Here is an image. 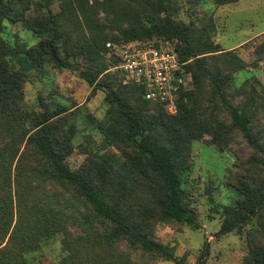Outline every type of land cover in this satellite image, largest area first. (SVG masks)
<instances>
[{
  "label": "trees",
  "instance_id": "trees-1",
  "mask_svg": "<svg viewBox=\"0 0 264 264\" xmlns=\"http://www.w3.org/2000/svg\"><path fill=\"white\" fill-rule=\"evenodd\" d=\"M47 1L0 0V264H30L27 254L57 234L68 251L53 264H122L121 258L114 262L115 252L129 257L141 250L183 264L185 256L159 240L154 228L161 221L193 222L182 202L181 172L190 166L191 139L204 133L221 150L239 136L251 148L227 171L236 195L217 235L264 217V121L257 118L264 115V91L252 86L234 100L231 70L247 65L235 49L223 50L205 27L175 18L176 0H61L57 10ZM5 20L23 22L40 38L9 42ZM148 38L173 40L191 73L173 113L146 99L141 84L124 81L119 67L120 77L110 69L119 56L107 41ZM255 52L264 58V40ZM47 63L78 70L91 94L105 89L108 117L97 127L117 151L91 150L70 167L72 138L84 128L68 103L39 95L41 110L22 105L25 82ZM76 204L84 207L82 218L72 209ZM71 224L83 226L85 250ZM262 227L247 231L241 264H264Z\"/></svg>",
  "mask_w": 264,
  "mask_h": 264
},
{
  "label": "rangeland",
  "instance_id": "rangeland-1",
  "mask_svg": "<svg viewBox=\"0 0 264 264\" xmlns=\"http://www.w3.org/2000/svg\"><path fill=\"white\" fill-rule=\"evenodd\" d=\"M60 1L47 2L53 10H57ZM176 1L178 8L174 13L175 18L188 24L193 22L200 28L205 27L219 47L223 50L235 49L247 62L244 68L231 70L229 90L234 95V100L248 93L252 86L264 91V58L258 59L255 52V46L264 40V0H233L220 4L215 0ZM4 22L3 35L11 43L20 38L31 44L40 38L37 32L26 28L21 21ZM79 56L75 54L73 57ZM117 73L119 74L118 70ZM90 88L80 77L78 70L58 68L48 63L43 71H35L23 88L22 105L25 109L41 110L38 106L41 95L46 102H50L52 98L65 101L73 110L81 128H84L75 133L72 138L73 150L66 158L73 169L83 162L91 150L102 152L111 148L117 151L115 146L105 145L104 135L97 127L99 121L108 117L109 103L105 99V89L100 88L91 94ZM257 118L264 121V115L259 114ZM204 138H210V135L204 133ZM204 138L191 139L190 166L181 172L182 202L193 215V222L161 221L155 225L154 234L159 240L172 246L177 256H185L183 264H199L202 253V264H241L248 249L247 231L250 228L261 230L264 217L253 216L239 228L224 234L217 235V231L225 215V207L231 206L236 195L234 188L226 183L227 171L235 167V160L249 154L251 148L241 136L225 150ZM13 168L14 164L12 171ZM6 189L10 190L8 184ZM7 204H11L9 196ZM13 204L15 205V198ZM83 208L82 204H76L72 208L78 218H82L79 210ZM262 213L264 214V210ZM2 216H5L4 213H0V219ZM69 228L72 237H78L80 246L85 250L84 245L87 246L89 242L83 239V226L71 224ZM8 237L9 233L4 243ZM10 243L9 248L12 247V242ZM67 251V248H63L61 235L57 234L43 239L39 247L30 251L27 257L30 264H53ZM114 254V262L117 257L121 258L122 264H176L172 259L156 258L142 250L133 252L129 257H120L117 252Z\"/></svg>",
  "mask_w": 264,
  "mask_h": 264
},
{
  "label": "built area",
  "instance_id": "built-area-1",
  "mask_svg": "<svg viewBox=\"0 0 264 264\" xmlns=\"http://www.w3.org/2000/svg\"><path fill=\"white\" fill-rule=\"evenodd\" d=\"M106 46L119 56V67L124 81L141 84L143 96L162 105L173 113L182 89L192 84V76L186 68V60L179 56L171 39H136Z\"/></svg>",
  "mask_w": 264,
  "mask_h": 264
}]
</instances>
